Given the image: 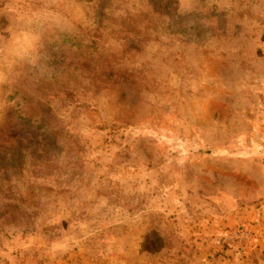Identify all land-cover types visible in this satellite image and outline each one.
<instances>
[{
    "label": "rangeland",
    "instance_id": "1",
    "mask_svg": "<svg viewBox=\"0 0 264 264\" xmlns=\"http://www.w3.org/2000/svg\"><path fill=\"white\" fill-rule=\"evenodd\" d=\"M91 7L0 0V109L51 127L0 175V264H264V0Z\"/></svg>",
    "mask_w": 264,
    "mask_h": 264
},
{
    "label": "trees",
    "instance_id": "2",
    "mask_svg": "<svg viewBox=\"0 0 264 264\" xmlns=\"http://www.w3.org/2000/svg\"><path fill=\"white\" fill-rule=\"evenodd\" d=\"M112 1L113 0H76L77 3L92 5L91 9L96 11V15L99 16ZM157 9L159 10L158 7ZM79 51L82 54L80 58H84L83 63L86 64V62L92 58L89 55V47H80ZM99 84L100 85H94L95 91H107L108 96L111 97L113 90L116 89L117 82L108 75L103 79H99ZM117 91L120 93V96L125 94L123 87H117ZM11 97L12 95H8L5 98L10 99ZM35 123L36 122L33 121L27 113L21 114L12 106L7 105L0 109V175H7V177H9V174L23 171L26 154H31L33 146H39L40 143L38 140L42 139L41 136L49 133L51 127L49 125L47 126L48 123L46 121H41L38 125ZM37 129H42L41 135L36 132ZM44 138L45 140L47 139L46 137ZM45 143L50 145L48 140L44 142L42 156L39 157L45 156L49 150ZM14 208L16 211L18 210L23 213L26 211V209L20 207V205H15Z\"/></svg>",
    "mask_w": 264,
    "mask_h": 264
}]
</instances>
